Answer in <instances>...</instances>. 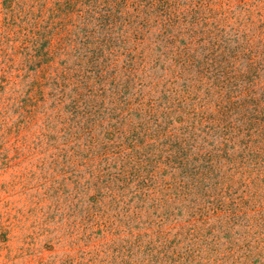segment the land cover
Instances as JSON below:
<instances>
[{"label": "rangeland", "instance_id": "1", "mask_svg": "<svg viewBox=\"0 0 264 264\" xmlns=\"http://www.w3.org/2000/svg\"><path fill=\"white\" fill-rule=\"evenodd\" d=\"M0 264H264V0H0Z\"/></svg>", "mask_w": 264, "mask_h": 264}]
</instances>
